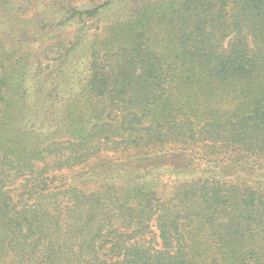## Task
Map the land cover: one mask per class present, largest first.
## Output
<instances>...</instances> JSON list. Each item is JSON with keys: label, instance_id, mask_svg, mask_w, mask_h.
Returning a JSON list of instances; mask_svg holds the SVG:
<instances>
[{"label": "trees", "instance_id": "1", "mask_svg": "<svg viewBox=\"0 0 264 264\" xmlns=\"http://www.w3.org/2000/svg\"><path fill=\"white\" fill-rule=\"evenodd\" d=\"M32 1L0 0V264H264V0L65 3L51 59Z\"/></svg>", "mask_w": 264, "mask_h": 264}, {"label": "rangeland", "instance_id": "2", "mask_svg": "<svg viewBox=\"0 0 264 264\" xmlns=\"http://www.w3.org/2000/svg\"><path fill=\"white\" fill-rule=\"evenodd\" d=\"M31 4V25L34 29L28 30L29 41L34 40L33 33L39 32L45 34L46 32L49 36H52L51 41L48 43L47 57L48 59L55 58L56 53L59 51V44L69 43L76 37L77 34V24L71 21H65V8L66 4H70L75 9H86L93 6V3L87 1H60V0H33ZM118 9H113L107 11L103 14L101 18L104 23H109L113 18H116ZM92 25L91 23H89ZM73 54V53H72ZM87 60H84L86 64ZM84 64V65H85ZM80 65V57L74 56L71 59L70 68L65 66L64 70L67 75H71V79L76 76V67ZM58 74V73H57ZM56 74V75H57ZM57 77H59L57 75Z\"/></svg>", "mask_w": 264, "mask_h": 264}]
</instances>
